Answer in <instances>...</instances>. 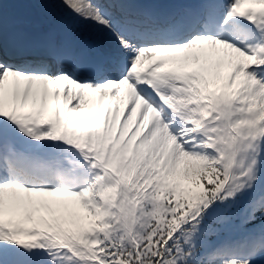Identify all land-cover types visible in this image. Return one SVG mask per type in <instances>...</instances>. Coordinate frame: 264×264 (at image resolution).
I'll return each instance as SVG.
<instances>
[{
    "label": "snow or ice",
    "instance_id": "6c2138e0",
    "mask_svg": "<svg viewBox=\"0 0 264 264\" xmlns=\"http://www.w3.org/2000/svg\"><path fill=\"white\" fill-rule=\"evenodd\" d=\"M9 2L0 264H264V0Z\"/></svg>",
    "mask_w": 264,
    "mask_h": 264
},
{
    "label": "water",
    "instance_id": "95a60500",
    "mask_svg": "<svg viewBox=\"0 0 264 264\" xmlns=\"http://www.w3.org/2000/svg\"><path fill=\"white\" fill-rule=\"evenodd\" d=\"M9 4H13L16 7L17 13L20 15H25L27 12L32 13V15L34 13V9L28 7L27 5L23 3L15 2V0H10Z\"/></svg>",
    "mask_w": 264,
    "mask_h": 264
},
{
    "label": "rangeland",
    "instance_id": "374dc122",
    "mask_svg": "<svg viewBox=\"0 0 264 264\" xmlns=\"http://www.w3.org/2000/svg\"><path fill=\"white\" fill-rule=\"evenodd\" d=\"M6 14H7V16H8V19H9V23H10V25H11L12 23L18 22V20L13 16V14H12V9H11L10 7H7V8H6ZM98 43H99L101 46H103L104 43H105V39H104L102 36L99 37V39H98Z\"/></svg>",
    "mask_w": 264,
    "mask_h": 264
}]
</instances>
